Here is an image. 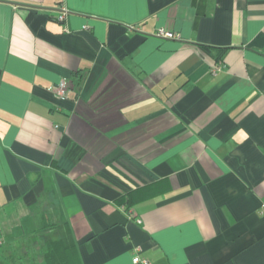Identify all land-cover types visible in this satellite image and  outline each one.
<instances>
[{"label":"crops","instance_id":"1","mask_svg":"<svg viewBox=\"0 0 264 264\" xmlns=\"http://www.w3.org/2000/svg\"><path fill=\"white\" fill-rule=\"evenodd\" d=\"M262 208L264 0H0L1 264H264Z\"/></svg>","mask_w":264,"mask_h":264},{"label":"trees","instance_id":"2","mask_svg":"<svg viewBox=\"0 0 264 264\" xmlns=\"http://www.w3.org/2000/svg\"><path fill=\"white\" fill-rule=\"evenodd\" d=\"M165 191L167 190L162 184L148 185L135 189L120 202L129 210L140 202L158 196ZM39 216L41 215L37 216V233L39 236L34 242L36 246L38 245L39 251L36 254L38 261L41 264H82L69 228L66 225L49 223ZM1 262L0 260V264Z\"/></svg>","mask_w":264,"mask_h":264},{"label":"built area","instance_id":"3","mask_svg":"<svg viewBox=\"0 0 264 264\" xmlns=\"http://www.w3.org/2000/svg\"><path fill=\"white\" fill-rule=\"evenodd\" d=\"M66 15H67V11L64 9L63 13L61 14V16L59 17L60 21H65L66 19ZM157 35L159 37L162 38H168V39H174V38H178L179 36L176 35L174 32H171L169 30H166L164 28H160L157 31ZM216 71H214L215 73ZM52 91L55 93L56 97H58L59 99H65L66 97H68V93L70 91V83L66 80H62L59 85L55 86ZM124 209L126 210V212L128 213V216L130 219L135 218V215L133 213V211L131 209H126V207H124ZM262 215L264 217V208H262ZM136 221L138 224L142 223V220L139 218H136ZM133 262L135 264H149V262L146 259H141L140 256L137 254L134 259Z\"/></svg>","mask_w":264,"mask_h":264}]
</instances>
